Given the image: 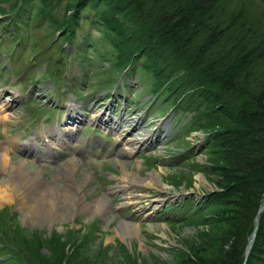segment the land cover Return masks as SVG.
I'll list each match as a JSON object with an SVG mask.
<instances>
[{
    "label": "rangeland",
    "instance_id": "obj_1",
    "mask_svg": "<svg viewBox=\"0 0 264 264\" xmlns=\"http://www.w3.org/2000/svg\"><path fill=\"white\" fill-rule=\"evenodd\" d=\"M36 1L28 13L17 16L15 0H0V36L6 20L12 28L17 20L27 24L10 33L17 37H0V88L23 96L9 110L15 117L0 120V138L25 142L10 148L11 162H24L56 193L42 203L36 211L42 215L34 220L25 219L15 202L0 206V264H208L207 257L220 243L212 217L216 206L210 209L208 201L225 182L219 173L204 175V132H187L186 117L175 112L173 95L157 91L146 70L118 67L102 28L84 20L72 43L51 22L37 18ZM64 4L55 7L59 15ZM87 35L89 42L83 43ZM20 37L25 43L21 47L9 42ZM81 45L83 55L75 52ZM74 114L80 116L79 126L65 132L70 138L66 145L58 139L49 149L42 141L38 149L27 145L34 146L43 128L55 130ZM126 139L136 142L124 154ZM138 161L143 163L142 173L156 162L166 164L174 182H182L190 171L204 177L200 186L194 181L185 193L178 182L176 188H164L159 194L151 190V196L137 194L142 186L134 192L115 189L118 180L110 170L121 173V162L138 170ZM68 163L74 167L70 177L61 169ZM67 183L72 185L68 198L63 196ZM101 197L108 204L103 213L93 204ZM153 197L160 200L152 201ZM83 201L93 207L83 211L79 207ZM124 220L139 224L137 234L117 231ZM253 233L246 238L245 254Z\"/></svg>",
    "mask_w": 264,
    "mask_h": 264
},
{
    "label": "trees",
    "instance_id": "obj_2",
    "mask_svg": "<svg viewBox=\"0 0 264 264\" xmlns=\"http://www.w3.org/2000/svg\"><path fill=\"white\" fill-rule=\"evenodd\" d=\"M36 2L15 0V14ZM37 13L72 43L89 20L104 31L120 69L146 70L157 91L173 95L187 132L205 134L203 171L225 182L208 201L220 232L208 264H264V0H38ZM16 22L5 21L2 37L27 25ZM75 52L83 55L82 45Z\"/></svg>",
    "mask_w": 264,
    "mask_h": 264
},
{
    "label": "bare ground",
    "instance_id": "obj_3",
    "mask_svg": "<svg viewBox=\"0 0 264 264\" xmlns=\"http://www.w3.org/2000/svg\"><path fill=\"white\" fill-rule=\"evenodd\" d=\"M15 101H16L15 96L5 97L3 91L0 90V120L7 121V120H12V117H15L14 113H10L8 111L9 108L12 107ZM75 107L76 106L74 105L73 108ZM76 117L78 118L80 116L76 114ZM98 118L99 116L96 115L95 121L98 120ZM73 128H75L74 124H67L62 128V130L73 129ZM43 131H44L43 136L48 137L51 140L52 136L51 137L48 136V134H46V130ZM48 131L50 130L48 129ZM52 133L54 132L52 131ZM58 133L59 132L56 130V134L54 135H57ZM131 141H132L131 139L125 140L126 146L121 149V151L124 154L132 151L133 149L132 147H134V145L131 146L128 145L136 141L135 140H133L132 142ZM14 142H15L14 137H8L7 140H0V151L2 150V152H0V206L3 205V207H6V205L4 204L9 205L15 202L22 209L25 219L34 220L35 218H38L39 215H42L41 213L36 214L37 213L36 211L41 208V206L43 205L42 203L52 198L53 196L52 194L56 193L55 188L46 187V185H44L42 177L36 175L37 172L29 169L24 162L20 163V165L13 164L11 162L9 149L11 145L14 144ZM121 163L123 165V171L121 173L112 175V177H115L118 180L117 183L114 184L115 189L128 190L130 192H134L136 186L145 185L153 188L152 190L159 191L158 194L162 191V189L164 188L167 189V186L165 185H169V184L163 181V177L165 176V174L169 175L168 174L169 166L159 163L157 165L158 169L149 168L145 173H139L138 170L134 168L133 169H131L130 167L127 168L126 163L124 162ZM137 165L139 168H141L143 163L141 161H138ZM73 168H74L73 164L71 165L70 163H68L67 165H65V167L61 169L65 172V176L67 175V177L68 176L70 177ZM201 176L204 177L203 174H197V176L195 175L197 180L193 184H195L196 186H200L199 179H202ZM76 185H78L77 187L79 193L81 187L79 184ZM71 186L72 185L70 183H67L64 186V191H63V194H65L63 195L64 197L67 198L69 197L66 194L70 195L69 190L72 189ZM141 189L142 191H138L137 194L142 196L152 195L150 189H144V188ZM183 192L185 193V190H183ZM81 198L82 197H80V199ZM152 199H153L152 201L160 200V198L158 197H153ZM70 203H73V205L76 204V202H74L73 200H70ZM90 204H91L90 202L83 201V204H81L79 207L82 208L83 211H85L87 210L86 208H91L93 207V204H96L98 206L97 209L102 213L104 212V210H107L108 208V204L106 202L105 197H101L100 199L96 200L95 202H93L92 205ZM139 227L140 226L138 223L124 220L122 221L121 225L117 228V231H119L120 234H124L126 236L127 234H137V232L139 231Z\"/></svg>",
    "mask_w": 264,
    "mask_h": 264
},
{
    "label": "water",
    "instance_id": "obj_4",
    "mask_svg": "<svg viewBox=\"0 0 264 264\" xmlns=\"http://www.w3.org/2000/svg\"><path fill=\"white\" fill-rule=\"evenodd\" d=\"M255 234V233H254Z\"/></svg>",
    "mask_w": 264,
    "mask_h": 264
}]
</instances>
